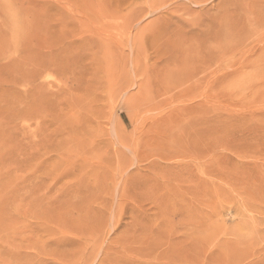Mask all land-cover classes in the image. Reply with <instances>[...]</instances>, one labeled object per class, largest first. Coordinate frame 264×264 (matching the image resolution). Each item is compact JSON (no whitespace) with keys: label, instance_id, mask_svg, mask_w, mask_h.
<instances>
[{"label":"rangeland","instance_id":"obj_1","mask_svg":"<svg viewBox=\"0 0 264 264\" xmlns=\"http://www.w3.org/2000/svg\"><path fill=\"white\" fill-rule=\"evenodd\" d=\"M0 264H264V0H0Z\"/></svg>","mask_w":264,"mask_h":264}]
</instances>
